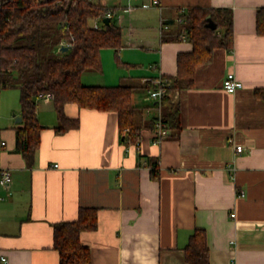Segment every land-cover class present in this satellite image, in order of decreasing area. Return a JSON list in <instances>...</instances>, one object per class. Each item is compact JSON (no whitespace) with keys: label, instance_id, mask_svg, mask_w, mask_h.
<instances>
[{"label":"crops","instance_id":"1","mask_svg":"<svg viewBox=\"0 0 264 264\" xmlns=\"http://www.w3.org/2000/svg\"><path fill=\"white\" fill-rule=\"evenodd\" d=\"M93 1L118 7L123 47L118 58L105 51L111 73L101 52L102 72L86 71L82 83L132 87L143 110L139 137L125 139L118 113L75 104L65 114L79 126L57 133L53 99L41 96L40 144L29 166L16 146L20 91L1 89L0 168L12 173L9 186L0 184L5 264H60L54 225L76 221L80 209L97 211V227L80 234L92 264H188L196 229L206 232L208 264H264V100L255 94L264 88V36L256 31L264 0H159L150 8L142 5L151 0ZM194 7L232 10L233 50L216 49L193 87L169 93L181 128L154 145L149 85L162 79L170 87L178 54L193 50L178 18ZM230 72L243 83L235 93L223 88Z\"/></svg>","mask_w":264,"mask_h":264},{"label":"trees","instance_id":"2","mask_svg":"<svg viewBox=\"0 0 264 264\" xmlns=\"http://www.w3.org/2000/svg\"><path fill=\"white\" fill-rule=\"evenodd\" d=\"M117 11L118 7L93 0H0V86L20 91L22 126L16 130V146L29 166L42 130L37 99L48 94L53 96L58 116L57 133L79 126V119L65 114L66 106L75 104L118 113L125 139H138L143 110L132 103L133 88L82 83L86 71L102 72L103 49H113L118 58L123 30L114 19ZM109 12L114 17L105 24ZM180 18L179 34L186 35L193 50L178 54L177 73L170 77L168 93L193 87L197 68L210 63L216 49L232 51L234 46L232 10L194 7L180 13ZM256 31L264 36V7L257 10ZM63 45L69 49L63 50ZM255 94L264 100V88L256 89ZM162 116L170 134H179L180 106L169 94L163 100ZM96 227L95 209H80L76 221L54 225L60 264H92L91 251L80 243V234ZM208 253L206 232L196 229L185 247L186 262L208 264Z\"/></svg>","mask_w":264,"mask_h":264},{"label":"built area","instance_id":"3","mask_svg":"<svg viewBox=\"0 0 264 264\" xmlns=\"http://www.w3.org/2000/svg\"><path fill=\"white\" fill-rule=\"evenodd\" d=\"M159 5H160L159 0H151L149 3H144L142 7L150 8ZM132 9L133 7L130 6L129 11L131 12ZM107 17H110L112 19L114 16L111 14V12H109ZM178 21L180 23L183 22V18L179 17ZM97 27L98 26H95V28ZM164 27H167V25L164 24ZM168 86L169 85L167 82H165L162 79H158L155 82L154 87L148 89L149 98H151L154 101L153 105L150 107V109H154L155 111L154 127H153L154 145H161L163 141L170 136L171 133L168 123L164 121L162 116L163 100L169 94ZM223 88L229 93H235L237 90L243 88V83L237 79L234 73L230 72L226 75V77L223 80ZM0 92H1V86H0ZM45 97L48 99H53V96L51 94L45 95ZM243 150H244V145L236 144V151L238 153L242 152ZM54 166L58 167L57 164ZM11 181H12L11 171L8 169L0 168V184L3 186H9ZM240 195L244 196V193H241ZM232 216L235 217V213H233ZM7 262H8L7 258L1 255L0 264H5Z\"/></svg>","mask_w":264,"mask_h":264},{"label":"rangeland","instance_id":"4","mask_svg":"<svg viewBox=\"0 0 264 264\" xmlns=\"http://www.w3.org/2000/svg\"><path fill=\"white\" fill-rule=\"evenodd\" d=\"M44 1V0H43ZM105 51H109V53H115V51L113 49H110V48H107V49H103L102 50V56H105V59H104V64H105V68H106V71L109 73H111L110 71V65L112 64V58L110 56H108L109 54H105L106 52ZM114 59H115V55H114Z\"/></svg>","mask_w":264,"mask_h":264},{"label":"water","instance_id":"5","mask_svg":"<svg viewBox=\"0 0 264 264\" xmlns=\"http://www.w3.org/2000/svg\"><path fill=\"white\" fill-rule=\"evenodd\" d=\"M110 22H111V18H110V17H106V18L104 19V23H105V24H109ZM212 25H213V24H212ZM62 48H63V50H65V51L69 49V47H68V46H65V45H64ZM17 120H18V121H22V117H18Z\"/></svg>","mask_w":264,"mask_h":264}]
</instances>
